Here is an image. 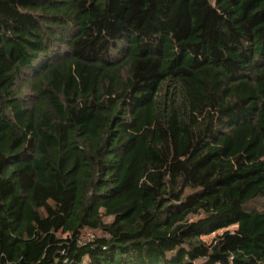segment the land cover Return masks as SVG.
<instances>
[{"label": "trees", "instance_id": "1", "mask_svg": "<svg viewBox=\"0 0 264 264\" xmlns=\"http://www.w3.org/2000/svg\"><path fill=\"white\" fill-rule=\"evenodd\" d=\"M0 264H264V0H0Z\"/></svg>", "mask_w": 264, "mask_h": 264}, {"label": "rangeland", "instance_id": "2", "mask_svg": "<svg viewBox=\"0 0 264 264\" xmlns=\"http://www.w3.org/2000/svg\"><path fill=\"white\" fill-rule=\"evenodd\" d=\"M256 205V204H255ZM254 205V206H255ZM235 228V226H230L228 229L229 230H233ZM222 232V230H218V231H216V232H214V233H211V234H209V235H203L201 238L204 240V241H206V242H210V240L214 237V235H216V234H219V233H221ZM89 234V233H88Z\"/></svg>", "mask_w": 264, "mask_h": 264}]
</instances>
